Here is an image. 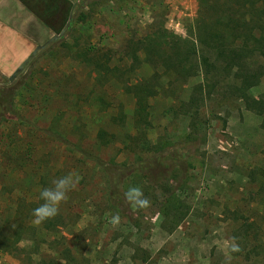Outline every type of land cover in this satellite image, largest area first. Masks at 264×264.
Returning a JSON list of instances; mask_svg holds the SVG:
<instances>
[{
  "label": "rangeland",
  "instance_id": "rangeland-1",
  "mask_svg": "<svg viewBox=\"0 0 264 264\" xmlns=\"http://www.w3.org/2000/svg\"><path fill=\"white\" fill-rule=\"evenodd\" d=\"M9 4L11 17L0 10L6 34V41L0 34V88L20 92L18 118L0 123V231L15 220L16 206L23 213L16 219L32 223L39 193L54 179L72 174L79 182L60 206L64 226L49 233L32 223L36 242L23 240L15 254L0 247V264H264V115L224 85L211 97L203 94L200 107L189 112L196 88L207 82L195 70L159 90L149 100L150 125L138 127L134 96L113 79L95 84L80 57L90 51L105 64L110 59V67L129 65V45L159 27L186 37L198 0ZM66 27L11 80L38 45ZM255 67L250 93L260 99L264 55ZM154 73L143 62L131 85ZM101 128L116 142L101 146ZM132 186L142 189L148 207L125 199ZM173 194L176 200L164 203ZM169 206L179 211L165 218ZM66 247L70 256L62 253Z\"/></svg>",
  "mask_w": 264,
  "mask_h": 264
},
{
  "label": "trees",
  "instance_id": "trees-1",
  "mask_svg": "<svg viewBox=\"0 0 264 264\" xmlns=\"http://www.w3.org/2000/svg\"><path fill=\"white\" fill-rule=\"evenodd\" d=\"M186 33L187 36L183 37L163 26L159 27L151 35L129 45L125 56L131 63L124 67H110V59L105 64L99 56H91L90 51H84L80 57L91 68L95 84L104 86L113 79L122 84L126 93L134 96L138 101L135 110L138 127L141 124L150 125L149 100L157 96L166 84L182 82L195 70H202L207 82L196 88L186 105L189 112L200 107L204 101L203 94L211 97L218 91V86L224 85L225 92L232 98L241 100L247 108L264 115V96L257 99L250 93L257 85L255 64L264 55V0H198L197 17L188 23ZM140 53L145 55L143 60ZM143 62L150 64L155 73L133 86L130 78ZM19 92V87L0 88V123L1 120L9 122L14 117L18 118L16 100ZM97 140L101 146H107L116 142V137L101 128L97 132ZM111 170L115 168L111 167ZM175 200L173 194L165 197L164 203ZM169 207L172 208L162 210L165 218L176 216L179 211V208ZM14 213L15 220L7 222L10 226H7L6 233L0 231V247L10 254L22 250L19 244L23 240L36 242L37 234V227L31 222L20 223L16 219L23 214L20 206L15 207ZM176 218L173 226H178L184 217ZM62 219L59 212L40 226L46 232H58L64 226ZM27 234L32 237H26ZM62 253L70 256L71 252L66 247Z\"/></svg>",
  "mask_w": 264,
  "mask_h": 264
},
{
  "label": "clouds",
  "instance_id": "clouds-1",
  "mask_svg": "<svg viewBox=\"0 0 264 264\" xmlns=\"http://www.w3.org/2000/svg\"><path fill=\"white\" fill-rule=\"evenodd\" d=\"M78 179L72 174L64 175L52 181L51 186L43 188L39 193L42 203L33 209L32 223L40 225L54 218L60 211V206L68 199V193L76 189ZM125 199L137 208L149 206V200L144 196L142 189L138 186L129 187L124 193ZM114 226L120 222L119 215H114L110 221Z\"/></svg>",
  "mask_w": 264,
  "mask_h": 264
},
{
  "label": "water",
  "instance_id": "water-1",
  "mask_svg": "<svg viewBox=\"0 0 264 264\" xmlns=\"http://www.w3.org/2000/svg\"><path fill=\"white\" fill-rule=\"evenodd\" d=\"M67 27L59 34V35H54L51 37L48 41H46L42 45H38L34 51L32 52V55L27 57V59L19 66V68L15 71L13 76L11 77V80H14L27 66V64L32 60V58L36 55H38L42 50L47 48L51 43L54 41L58 40L60 37H62L65 34Z\"/></svg>",
  "mask_w": 264,
  "mask_h": 264
},
{
  "label": "crops",
  "instance_id": "crops-1",
  "mask_svg": "<svg viewBox=\"0 0 264 264\" xmlns=\"http://www.w3.org/2000/svg\"><path fill=\"white\" fill-rule=\"evenodd\" d=\"M22 0H0V10H1V13L3 12V14H4V11L5 10H7V13L9 14V17H11V14H10V12H11V5L9 4V5H5L6 3H11V2H15V3H20ZM24 1V0H23ZM26 5V4H25ZM27 7V6H26ZM30 9H31V11H32V15H34L35 16V13L37 12V10L33 13V8L32 7H30ZM2 17V16H1ZM1 35H2V37H1V39L2 40H4V41H6L5 39V33H0Z\"/></svg>",
  "mask_w": 264,
  "mask_h": 264
}]
</instances>
